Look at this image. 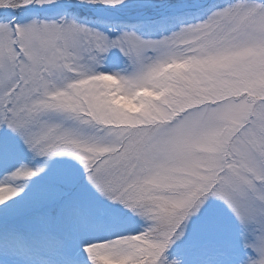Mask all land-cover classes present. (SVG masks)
<instances>
[{
  "label": "snow or ice",
  "instance_id": "snow-or-ice-1",
  "mask_svg": "<svg viewBox=\"0 0 264 264\" xmlns=\"http://www.w3.org/2000/svg\"><path fill=\"white\" fill-rule=\"evenodd\" d=\"M0 264H264V0H0Z\"/></svg>",
  "mask_w": 264,
  "mask_h": 264
}]
</instances>
